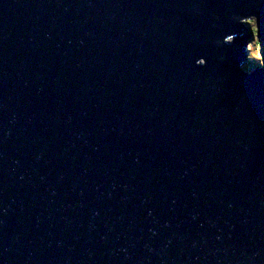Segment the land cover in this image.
Returning a JSON list of instances; mask_svg holds the SVG:
<instances>
[{"label":"water","instance_id":"1","mask_svg":"<svg viewBox=\"0 0 264 264\" xmlns=\"http://www.w3.org/2000/svg\"><path fill=\"white\" fill-rule=\"evenodd\" d=\"M262 3L0 0V264H264Z\"/></svg>","mask_w":264,"mask_h":264},{"label":"trees","instance_id":"2","mask_svg":"<svg viewBox=\"0 0 264 264\" xmlns=\"http://www.w3.org/2000/svg\"><path fill=\"white\" fill-rule=\"evenodd\" d=\"M246 28L247 31L250 35V42L249 43V48H250V53H249V62L246 64L245 68L250 70L253 67H256L257 65H263L264 64V55H262L260 52L258 51H252L253 47L255 48H260L262 49V46L264 48V40H261V37L259 35V31L258 29H254L252 28V25L250 23L246 24ZM258 36L259 41L257 40V42H253L254 37L256 38ZM262 38H264V33L262 34Z\"/></svg>","mask_w":264,"mask_h":264},{"label":"rangeland","instance_id":"3","mask_svg":"<svg viewBox=\"0 0 264 264\" xmlns=\"http://www.w3.org/2000/svg\"><path fill=\"white\" fill-rule=\"evenodd\" d=\"M243 22L244 23H250L251 25H252V28H254V29H257V21H256V19L255 18H253V19H246V20H243ZM229 39H231V38H229ZM257 40L259 41V38H258V36L255 38L254 37V40H253V42L255 43V42H257ZM260 41H261V39H260ZM262 42V41H261ZM263 43V42H262ZM252 51H258V52H260L262 55H264V48H263V46H262V49H260L259 47L258 48H255V47H253V49H252Z\"/></svg>","mask_w":264,"mask_h":264},{"label":"bare ground","instance_id":"4","mask_svg":"<svg viewBox=\"0 0 264 264\" xmlns=\"http://www.w3.org/2000/svg\"><path fill=\"white\" fill-rule=\"evenodd\" d=\"M254 18V16H250L249 17V19H253ZM257 21V20H256ZM257 23V22H256ZM233 39L231 38V39H228L227 38V41H232ZM245 49H246V52L249 54L250 53V48H249V45L248 44H245Z\"/></svg>","mask_w":264,"mask_h":264}]
</instances>
